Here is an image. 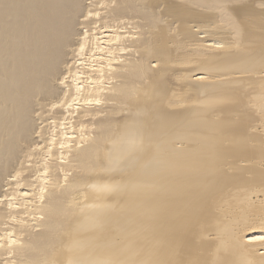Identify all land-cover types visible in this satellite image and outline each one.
Here are the masks:
<instances>
[{
    "label": "bare ground",
    "instance_id": "bare-ground-1",
    "mask_svg": "<svg viewBox=\"0 0 264 264\" xmlns=\"http://www.w3.org/2000/svg\"><path fill=\"white\" fill-rule=\"evenodd\" d=\"M0 264H264V0H0Z\"/></svg>",
    "mask_w": 264,
    "mask_h": 264
}]
</instances>
